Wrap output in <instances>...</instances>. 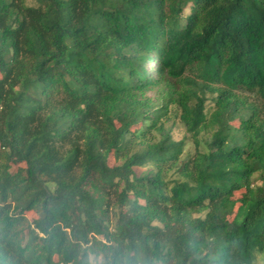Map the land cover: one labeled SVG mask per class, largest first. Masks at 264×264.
I'll list each match as a JSON object with an SVG mask.
<instances>
[{
  "label": "trees",
  "instance_id": "trees-1",
  "mask_svg": "<svg viewBox=\"0 0 264 264\" xmlns=\"http://www.w3.org/2000/svg\"><path fill=\"white\" fill-rule=\"evenodd\" d=\"M257 176L264 0H0V264H256Z\"/></svg>",
  "mask_w": 264,
  "mask_h": 264
},
{
  "label": "rangeland",
  "instance_id": "rangeland-1",
  "mask_svg": "<svg viewBox=\"0 0 264 264\" xmlns=\"http://www.w3.org/2000/svg\"><path fill=\"white\" fill-rule=\"evenodd\" d=\"M173 119H171L172 121ZM169 122L168 123V126H171L172 125V122ZM234 126H239V123L238 121L233 123ZM173 136L174 138L177 140V141H180L182 139H184L186 137V128L184 126V124H182L180 121H176V124L173 126ZM186 151L187 152H193L194 151V147L191 143H188L187 147H186ZM253 187H264V179H262L261 177H256L254 180H253ZM245 193V190L241 191V192H237L235 194V198H233V200L235 201H241V198L243 197V194ZM248 196L250 198H252L253 194L251 192H249ZM241 204L240 203H237L235 205V210L234 212H232V215L231 217H234V213L235 215L238 213L239 211V208H240ZM29 217L32 218L34 217L33 214H29ZM256 264H264V261L262 259V257H259L258 258V261Z\"/></svg>",
  "mask_w": 264,
  "mask_h": 264
}]
</instances>
